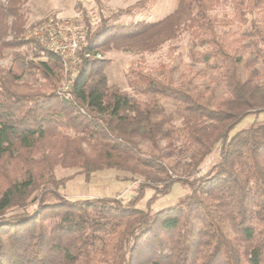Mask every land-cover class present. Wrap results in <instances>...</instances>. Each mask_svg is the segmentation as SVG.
<instances>
[{
    "label": "trees",
    "instance_id": "16d2710c",
    "mask_svg": "<svg viewBox=\"0 0 264 264\" xmlns=\"http://www.w3.org/2000/svg\"><path fill=\"white\" fill-rule=\"evenodd\" d=\"M27 1L0 2V52L31 45L14 53L13 65L0 64V264H264V121L230 136L248 115L264 112V21L248 20L264 0H230L242 29L234 39L208 13L221 0H179L157 21L112 20L145 11L146 0L103 15L95 30L87 27L65 92L69 60L26 39ZM186 26L206 46L191 56L215 71L212 83L198 86L186 74L178 81L172 62L129 67L128 85L144 99L109 83L110 62L98 55L155 50ZM162 98L176 105L179 125ZM217 147L218 160L200 175H175L166 161L186 155L193 173ZM57 166L76 167L86 180L114 168L142 181L127 202L71 200L58 190L66 178H57ZM175 183L186 193L153 211ZM147 189L154 194L140 208Z\"/></svg>",
    "mask_w": 264,
    "mask_h": 264
},
{
    "label": "rangeland",
    "instance_id": "374dc122",
    "mask_svg": "<svg viewBox=\"0 0 264 264\" xmlns=\"http://www.w3.org/2000/svg\"><path fill=\"white\" fill-rule=\"evenodd\" d=\"M6 0H0L5 2ZM140 0H28L24 5L26 27L28 28L25 36H29L32 28L39 25L49 17H59L69 20L71 26H74V31L78 34L80 41L83 42L88 25H91L92 30H95L101 23V16H109L113 11L119 8H125ZM148 8L145 11L134 15H119L112 20L115 23H129L132 21L146 20L157 21L166 17L173 12L179 0H146ZM214 19L216 29L219 33H226L231 39L241 38L242 29L238 20L235 8L230 0H221L210 6L208 11ZM249 23L255 21L261 23L264 21V5L256 7L248 14ZM12 19L9 20V26L12 25ZM11 23V24H10ZM10 31V30H9ZM8 31V32H9ZM12 33L5 35L4 40H11ZM246 41V40H245ZM31 45H23L21 47L10 48L6 47L0 52V64L3 66H11L14 64L13 58L16 51L26 53L30 51ZM204 50L206 46L199 45L195 42L191 30L186 26L179 35L175 38L168 39L161 43L155 50H140L137 48L126 49L111 48L104 51L101 58L109 60V65L106 68L108 81L111 84H117L121 90L126 91L130 95L140 98H145L137 94L128 85L127 71L131 65H142L146 69H154L161 64L173 63L176 73L175 77L181 81V75L186 74L188 78L194 80V84L204 87L213 82L216 73L213 69L207 68L204 63H197L191 56L192 49ZM78 58V56H77ZM66 78L63 81L61 88L65 92L68 87V72L74 76L77 72L78 59L66 63ZM75 69V71H73ZM162 103L165 105L167 113L172 114L174 123L179 125L181 119L177 115L176 105L172 100L162 98ZM264 121V112L253 113L248 115L239 123L230 133L234 135L239 130L249 126L253 121ZM163 144V143H162ZM177 148L182 146L181 141L175 142ZM143 146L147 150H151V144L145 142ZM219 158V147L209 155L193 173L188 162L190 158L186 155L177 153L166 157L175 175H200L205 173L209 167ZM192 173V174H191ZM57 178H66L65 186L58 188L59 192L71 200H79L96 196H114L124 202H127L135 193V189L142 181V178L128 171L118 169H106L93 173L90 180H86L83 173H80L76 167L57 166L55 169ZM186 188L180 183H175L171 191L164 196L159 197L151 205L153 211H158L163 208L174 205L186 193ZM154 190L147 189L145 197L138 204L140 208L148 207V200L153 196ZM55 200L54 197L51 198ZM36 204H29L28 210L32 211ZM22 210H12L8 214L18 213Z\"/></svg>",
    "mask_w": 264,
    "mask_h": 264
},
{
    "label": "built area",
    "instance_id": "2783aa9c",
    "mask_svg": "<svg viewBox=\"0 0 264 264\" xmlns=\"http://www.w3.org/2000/svg\"><path fill=\"white\" fill-rule=\"evenodd\" d=\"M74 29L69 20L49 17L32 28L29 36L37 39L48 48L60 52L69 60L68 62H71L77 59V51L81 44Z\"/></svg>",
    "mask_w": 264,
    "mask_h": 264
}]
</instances>
